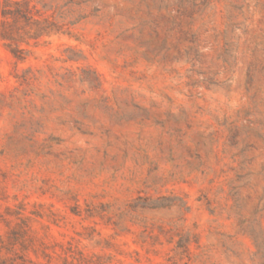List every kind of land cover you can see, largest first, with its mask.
Wrapping results in <instances>:
<instances>
[{"label": "rangeland", "instance_id": "obj_1", "mask_svg": "<svg viewBox=\"0 0 264 264\" xmlns=\"http://www.w3.org/2000/svg\"><path fill=\"white\" fill-rule=\"evenodd\" d=\"M31 1L62 29L0 39V264H173L138 196L188 204L200 264H260L264 0Z\"/></svg>", "mask_w": 264, "mask_h": 264}, {"label": "trees", "instance_id": "obj_2", "mask_svg": "<svg viewBox=\"0 0 264 264\" xmlns=\"http://www.w3.org/2000/svg\"><path fill=\"white\" fill-rule=\"evenodd\" d=\"M62 29L57 23L52 21L32 4L31 0H0V39L10 48L11 53L18 61H25V53L30 51L23 47V44L29 46L30 41H39L52 32ZM176 209L177 216L174 220L167 223L158 224L153 220L146 218L140 219L143 228L142 237L145 240L151 239L158 241L161 236L166 239L168 244H172L171 249L174 253L169 258L173 264H200L204 257L192 250L193 246L200 248L198 235L190 229H186V215L189 212L188 204L181 198H170L161 196L157 199L152 197L138 196L130 204V212L139 215L143 211H158L164 209ZM158 235H155V231ZM253 241L256 251L253 253L254 258H259L264 264V231L262 236L255 235L253 230L246 232ZM24 233V232H23ZM21 234H18V236ZM3 249V246L0 248ZM21 262H17V261ZM10 264H27L23 257L12 260ZM1 264H8L6 260H1Z\"/></svg>", "mask_w": 264, "mask_h": 264}]
</instances>
